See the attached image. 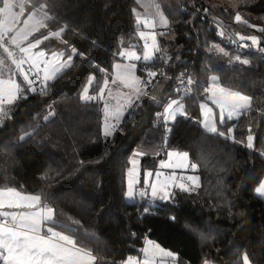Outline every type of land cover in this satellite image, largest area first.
I'll return each instance as SVG.
<instances>
[{
    "label": "trees",
    "instance_id": "obj_1",
    "mask_svg": "<svg viewBox=\"0 0 264 264\" xmlns=\"http://www.w3.org/2000/svg\"><path fill=\"white\" fill-rule=\"evenodd\" d=\"M190 2L214 12L229 29L257 34L259 48H264V32L258 30L264 27V0ZM151 3L153 16L158 5L169 22L156 32L165 33L157 40L173 57L164 66L170 78L157 76L155 89L150 87L149 95L106 137L101 103L84 101L81 94L89 77H95L89 92L96 95L113 65L123 62L122 50L140 49L133 11L138 12V1L35 0L53 17L48 28L35 35L67 26L61 39L51 38L40 48L49 56L55 50L71 54L73 48L84 55L73 57L72 67L49 82L44 94L37 90L19 100L0 124V185L43 194L62 222L70 217L79 221L81 235L93 234L84 242L107 264L139 255L146 240L172 251L175 264H241L244 254L249 264H264V198L255 191L264 179V59L232 50L213 26L187 12L179 0ZM237 13L255 27L236 24ZM6 55L0 49V57ZM136 64L141 79L146 68L159 67L157 58ZM186 70L199 85H206L211 75L219 76L224 86L253 98L251 110L236 120L217 122L226 136L209 133L201 124L200 107L207 94L194 87L183 100L186 116L173 123L166 145L167 151L189 154L190 163L197 165L199 189L174 190L166 202L140 197L129 202V159L137 149L151 151L141 159L142 174L157 167L163 157L154 154L163 146L158 115L179 97L176 89ZM233 126L235 140L227 135ZM249 134L254 137L251 149L246 146Z\"/></svg>",
    "mask_w": 264,
    "mask_h": 264
},
{
    "label": "snow or ice",
    "instance_id": "obj_2",
    "mask_svg": "<svg viewBox=\"0 0 264 264\" xmlns=\"http://www.w3.org/2000/svg\"><path fill=\"white\" fill-rule=\"evenodd\" d=\"M139 2V0H138ZM0 49L6 53L5 57H0V124L3 118H7L12 111V107L19 100L27 99L28 93L37 91L36 81H40V92L44 94L48 87V81L54 80L56 76L65 69L72 67L73 57H82L84 53L76 49L71 50V54L64 52H52L49 58L48 52L40 48V45L51 38L61 39L67 26L61 27L56 31H48L47 34L40 36L41 29H47L46 21L53 19L47 11L46 5L35 6L31 0H0ZM31 7L27 19L23 21V27L17 28L19 18L24 15L25 6ZM157 10L159 6L157 5ZM19 8V11H15ZM136 15V26L139 29L141 25L149 31H138L139 38L144 42L142 55H138L134 50L135 46L122 50L119 55L121 58L129 61L128 63H116L113 65L114 74L109 78L105 77L103 87L99 88L97 95H89V86L95 80V77H89L87 85L81 94V99L105 100V129L104 135L110 136L120 122L123 108L132 107L135 101L142 96L149 95L148 89L155 87L160 83L156 77L159 75L169 79L166 72L161 69L159 72L146 68V78L141 79L136 75L137 64L135 61L143 60L145 64L160 59L164 64H168L173 57L168 56L160 47L157 36L165 35L164 32L157 33L155 29L159 27H168V19L159 10L155 18L147 15H141L133 10ZM235 20L238 23H244L249 27L247 20H243L239 13ZM264 32V27L258 29ZM224 35L223 31L219 33ZM240 41L251 40L253 45H258L256 36H243L236 33ZM32 37V39H30ZM27 42L26 46L24 43ZM63 42V41H62ZM247 46V45H245ZM17 50L19 58H17ZM260 51H264L261 48ZM223 53V49H220ZM157 54H160L157 57ZM225 55L227 53H224ZM66 56V58H65ZM240 60V57H235ZM10 60V65L6 63ZM247 64V60L241 61ZM27 65V67H25ZM43 65V67H41ZM101 71H104L101 69ZM21 79L18 81L17 77ZM187 76L185 79L184 77ZM31 77V78H30ZM123 86L129 89L127 93L122 94L124 104L117 101V106L112 109L105 99V93L112 96V89L109 85ZM180 87L176 92L180 95L179 99L170 100L164 112L160 114L165 124L169 120H175L177 114L185 115L184 98L190 96L194 87L202 90L206 95V100L211 101L219 109L220 123L225 119L239 118L243 113L251 110L252 97L243 94L240 91L224 86L220 77L211 75L206 85H199L190 75L181 73L179 78ZM138 106V105H137ZM202 114L204 116L203 126L211 133L219 136H226V133L219 131L213 115V109L208 104L201 103ZM54 113H50L52 115ZM112 116L117 123L109 125L107 120ZM47 119V117H45ZM233 128L228 129V138L235 140L231 134ZM170 131V129H166ZM23 139V137H21ZM167 137L165 136L166 146ZM249 149L253 148V137L251 134L247 137ZM143 149H137L129 159L131 167L127 170V191L126 196L134 199L137 195L141 197L149 196L153 199H171L175 193L172 188H179L181 191H193L199 187V177L196 176H178L175 171L165 173L161 169H185L191 167L197 168L196 164L188 163V153L169 151L166 160L159 161V167L153 171L145 169L143 172V187L137 190L140 184V162L139 157L147 155ZM159 155V152H155ZM175 158V159H174ZM47 179V177H44ZM185 181H190L191 184ZM194 186V187H193ZM255 191L264 196V181H262ZM147 211V209H146ZM76 225L77 227H72ZM93 234L84 232L79 233V221L68 218L67 222H62L56 214V210L48 202L43 194H33L26 192L23 187H13L7 184L0 185V264H107L101 257L85 244V240L90 239ZM175 254L162 248L160 244L152 240H146L145 246L139 249V255L128 256L121 264H174ZM205 264H209L205 261ZM241 264H249L247 254L241 258Z\"/></svg>",
    "mask_w": 264,
    "mask_h": 264
},
{
    "label": "rangeland",
    "instance_id": "obj_3",
    "mask_svg": "<svg viewBox=\"0 0 264 264\" xmlns=\"http://www.w3.org/2000/svg\"><path fill=\"white\" fill-rule=\"evenodd\" d=\"M138 1V0H137ZM31 4L32 5H35V6H39V5H41V4H39V5H36L35 4V0H31ZM138 4H139V9H138V13H140L142 16L143 15H147V16H149V17H155V16H153V6H152V3H151V0H139V2H138ZM32 9H31V7L30 6H28V5H26L25 6V12H24V15L23 16H21L20 18H19V23L16 25L17 26V28H22L24 25H23V21L25 20V19H27V16H28V14H29V12L31 11ZM159 10V9H158ZM157 7L155 8V14H156V17H158V15H157ZM15 11H19V8H16L15 9ZM45 11H47L48 12V14L52 17V14L47 10V8H45ZM155 17V18H156ZM158 19H159V17H158ZM158 19H157V21H158ZM51 21V20H50ZM46 23L48 24L49 23V21H46ZM235 23L236 24H239L238 22H236V20H235ZM159 27V26H158ZM159 28H161V27H159ZM157 29V28H156ZM156 29H155V31H156ZM41 30H43V29H41ZM139 30H142V31H149V29H145V28H143V25H141L140 26V28H139ZM230 31H231V33L232 34H234L235 36H236V33H239L240 35H243V36H256L257 38H258V41H259V43H260V39H259V36L257 35V34H255V33H249V34H243L242 32H238V31H235L234 29H230ZM37 34V33H36ZM237 37V36H236ZM238 38V37H237ZM30 39H32V37H30ZM56 39V38H55ZM246 41H248L251 45H252V47H253V49L255 50V51H257L258 49H259V43H258V45H253L252 44V42H251V40H246ZM26 44H27V42H25L24 43V45H22V46H26ZM143 44H144V42L142 41V43H141V47H140V49L138 50V49H134V50H136L137 51V54L138 55H142V52H143ZM59 51H61V50H59ZM53 52H58V51H53ZM64 53H65V51H64ZM51 55V54H50ZM67 56V55H66ZM66 56H65V58H66ZM49 58H50V56H49ZM122 60H123V62H120V63H128L129 61H127V60H125V59H123L122 58ZM154 61V60H153ZM153 61H151V62H153ZM140 62H144L143 60H141V61H135V63H140ZM151 62H149V63H151ZM67 69H69V68H67ZM67 69H65L64 71H66ZM63 71V72H64ZM62 72V73H63ZM62 73H60V74H58L57 76H56V78L58 77V76H60ZM114 74V72L111 74V75H109L108 77L109 78H111V76ZM136 75H137V71H136ZM138 76V75H137ZM55 78V79H56ZM54 79V80H55ZM143 80V79H142ZM53 80H50V81H48V83L49 82H52ZM100 87H103V84H101L100 85ZM99 87V88H100ZM109 87L112 89V96H108L107 95V92L105 93V99L107 100V102H108V104L111 106V108L112 109H114L116 106H117V101L119 100L120 101V103L121 104H124V100L122 99V94L123 93H127L128 91H129V89H127V88H124L122 85L121 86H117V85H109ZM98 91H99V89H98ZM98 93V92H97ZM97 93H96V95H97ZM89 95H92V96H95V95H93V94H91L90 92L88 93ZM178 99V98H177ZM140 100V99H139ZM139 100H137V101H135L134 102V104L132 105V107H127V105L125 104V106H124V108H123V111H122V115H121V117H120V122H119V124H118V126L116 127V129H118L120 126H121V124H122V122H123V120L125 119V117L129 114V112L133 109V107L136 105V103L139 101ZM85 101V100H84ZM89 102H91V101H95V102H99V103H101V105H102V110H103V131H104V129H105V111H104V105H105V100H100V99H96V100H88ZM203 103H205V102H203ZM207 104H208V106L210 107V108H212L213 109V115H214V118H215V121H216V125H217V122L218 123H220V113H219V109L218 108H216V106L215 105H213L212 103H211V101H207L206 102ZM251 106H252V104H251ZM216 112H217V119H216ZM185 117L186 116V114L185 115H180V114H177L176 115V117H175V120H169L168 122H167V124H165L166 126V128L165 129H171V126L173 125V123L176 121V119L177 118H179V117ZM6 118H3V121L5 120ZM237 118H235V117H233L232 119H229V120H236ZM228 120V119H227ZM107 123L109 124V125H112V124H116L117 123V121L110 115L109 116V118H108V120H107ZM201 124L203 125V122L201 121ZM204 127V126H203ZM115 131V130H114ZM207 131V130H206ZM169 132V131H168ZM114 133V132H113ZM209 133H211V132H209ZM212 134H214V133H212ZM253 137V136H252ZM253 141H254V137H253ZM167 159V154L166 155H164L162 158H160V160H166ZM175 159V158H174ZM188 163L189 164H191L190 163V160H189V158H188ZM159 167V161H158V166L155 168V169H151V170H153V171H155L157 168ZM140 170H141V168H140ZM161 171H164L165 173H169V172H172V171H175L176 172V174L178 175V176H184L185 178L186 177H188V176H196V177H199L196 173H195V171H196V169L195 170H193L191 167H188V168H185V169H161ZM262 181H264V179L262 180ZM261 181V182H262ZM186 183H188V184H191V182L190 181H185ZM200 178H199V187H200ZM137 190H139L141 187H143V179H142V177H141V172H140V184H138L137 186ZM194 187V186H193ZM199 187H195V189L194 190H196V189H199ZM174 189H176V190H180L179 188H172V191L174 190ZM193 190V191H194ZM189 192V191H188ZM257 193V192H256ZM257 195L260 197V198H264V196H261V195H259L258 193H257ZM136 197H141V196H139V195H137ZM136 197L134 198V199H129L128 197H127V200L129 201V202H132V201H134L135 199H136ZM146 197V196H145ZM171 199H163L162 201H170Z\"/></svg>",
    "mask_w": 264,
    "mask_h": 264
},
{
    "label": "built area",
    "instance_id": "obj_4",
    "mask_svg": "<svg viewBox=\"0 0 264 264\" xmlns=\"http://www.w3.org/2000/svg\"><path fill=\"white\" fill-rule=\"evenodd\" d=\"M180 4L184 7V9L187 12H192L194 13L198 18H200L202 21L210 24L211 26H213L216 30V35L223 39L225 44H227L232 50H234L235 52L238 53H246V54H254L257 55L259 57H261V59H264V51H260L261 48H259L257 51H255L252 47V45L248 42V41H240L234 34L231 33L230 29L227 27L226 22L222 19H220L214 12L210 11L208 8L206 7H202L201 5H197V4H193L190 2V0H179ZM223 31L224 35L221 36L219 33ZM159 41V40H158ZM247 45V46H245ZM161 47V46H160ZM197 48L200 49V45H197ZM19 53L17 50V58H19ZM160 54H157V57ZM157 62L159 64L158 69H156L155 71L159 72L161 69L164 70V66L166 64H164L160 59L157 58ZM183 62H187V59H184ZM25 67H27V65H25ZM41 67H43V65H41ZM183 73H186L187 75H189V72L186 70ZM158 77H160L158 75ZM31 78V77H30ZM185 79L187 78V76L184 77ZM158 80V79H157ZM36 87L37 90H39L40 88V81H36ZM180 87V84H179ZM148 92H150V88L148 89ZM193 93V92H192ZM180 98V95L178 97V99ZM164 110H162L159 115H158V119L160 124H162L163 126V146H162V150H166L167 149V145H165V136L167 137V140L169 138V132L166 131V125H165V121L163 118H161L160 114L163 113ZM167 142V141H166Z\"/></svg>",
    "mask_w": 264,
    "mask_h": 264
},
{
    "label": "crops",
    "instance_id": "obj_5",
    "mask_svg": "<svg viewBox=\"0 0 264 264\" xmlns=\"http://www.w3.org/2000/svg\"><path fill=\"white\" fill-rule=\"evenodd\" d=\"M244 34V33H243ZM181 117V116H180ZM229 120V119H228ZM202 122L204 121V116H203V114H202V120H201ZM148 154H152L153 152H151V151H146ZM159 152V155L158 156H161V155H166L169 151H167V149L166 150H162V148L158 151ZM143 157V156H142ZM142 157H139V162L141 163V159H142ZM157 166H158V164H157ZM141 168V167H140ZM141 177H142V179H143V174H142V169H141ZM174 190H176V189H174ZM173 190V191H174ZM141 199H143L145 202L146 201H148V200H153V201H161V202H166V201H162L163 199H153V198H151L150 197V195L149 196H146V197H140ZM174 264H175V262H174Z\"/></svg>",
    "mask_w": 264,
    "mask_h": 264
}]
</instances>
